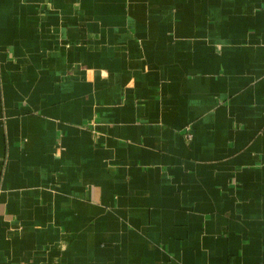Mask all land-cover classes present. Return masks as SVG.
I'll use <instances>...</instances> for the list:
<instances>
[{"label":"crops","instance_id":"obj_1","mask_svg":"<svg viewBox=\"0 0 264 264\" xmlns=\"http://www.w3.org/2000/svg\"><path fill=\"white\" fill-rule=\"evenodd\" d=\"M0 264H264V0H0Z\"/></svg>","mask_w":264,"mask_h":264}]
</instances>
